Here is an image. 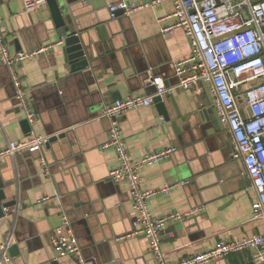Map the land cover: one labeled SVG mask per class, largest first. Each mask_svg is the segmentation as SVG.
Masks as SVG:
<instances>
[{
    "label": "crops",
    "instance_id": "crops-1",
    "mask_svg": "<svg viewBox=\"0 0 264 264\" xmlns=\"http://www.w3.org/2000/svg\"><path fill=\"white\" fill-rule=\"evenodd\" d=\"M117 1L60 0L85 43L94 46L91 71L79 73H72L64 61L65 34L55 27L47 4L38 3L41 7L32 10L37 5L32 0L0 1V25L11 52L46 49L17 69L38 116L31 134L21 125L25 116L18 108L10 71L0 65V151L9 142L31 136L67 135L0 164V189L8 200H16L0 219V242L14 231L19 249L12 264L57 261L50 237L63 213L71 220L88 264H155L142 236L125 238L133 231L136 213L128 189L110 180L118 164L114 150L104 148L111 121L95 118L118 99L146 95L148 74L161 77L170 91L164 97L170 118L166 120L155 104L126 112L118 118L125 146L133 161L149 151L177 148L170 159L143 171L145 189L187 182L170 195L150 199L151 213L163 217L205 207L161 231L167 261L176 263L207 251L218 241L264 233V222L253 219L256 194L242 160L233 158L232 136L219 116L208 112L214 103L211 87L201 83L189 90L177 88L174 64L187 59L192 48L183 29L171 36L160 31L159 21L172 15L174 6L167 2L112 20L107 6ZM239 103L244 107L243 99ZM253 254L246 250L214 264H256ZM58 261L77 264L71 257Z\"/></svg>",
    "mask_w": 264,
    "mask_h": 264
},
{
    "label": "built area",
    "instance_id": "built-area-1",
    "mask_svg": "<svg viewBox=\"0 0 264 264\" xmlns=\"http://www.w3.org/2000/svg\"><path fill=\"white\" fill-rule=\"evenodd\" d=\"M32 1L37 3L32 10L37 9L38 3L47 4V0ZM167 2L172 3L174 11L159 21L161 33L171 36L176 29L181 28L192 48L187 59L174 64L177 88L189 90L201 83L211 87L218 115L233 139V158L242 160L246 176L256 194L257 199L252 206L253 219L264 222V0H148L130 4L120 0L109 4L107 9L114 20L120 17V13L123 17H132L139 12L155 10ZM168 19L175 22L163 25ZM45 51L12 53L0 25V65L9 69L18 108L31 126L35 125L38 116L17 69L23 62ZM151 85L157 89L154 96L133 95L118 99L113 105L106 106L100 117L111 121L108 142L104 148L114 150L118 160L110 172V180L128 189L136 213L133 231L125 238L142 236L155 264H214L246 250L254 251L256 264H263L264 233L253 238L218 241L207 251L176 263L167 261L161 245V231L170 223L200 214L205 207L187 213L173 212L163 217H155L151 213L148 204L150 199L157 195H170L175 189L187 184L180 182L159 190L145 189L143 171L170 159L177 148L149 151L140 160L133 161L125 146L118 118L130 110L150 107L155 97L164 98L170 92L161 77H154ZM240 99L244 100V107L240 105ZM50 138L31 136L26 141L9 142L0 151V164L26 151L41 150ZM42 165L47 169L45 160H42ZM50 242L57 261L71 257L77 264H88L65 213L61 215V224L51 234ZM13 245L14 231H11L5 241L0 242V264H12L10 249Z\"/></svg>",
    "mask_w": 264,
    "mask_h": 264
},
{
    "label": "water",
    "instance_id": "water-1",
    "mask_svg": "<svg viewBox=\"0 0 264 264\" xmlns=\"http://www.w3.org/2000/svg\"><path fill=\"white\" fill-rule=\"evenodd\" d=\"M47 5L49 7L52 20L57 29H61L64 32V44L62 47L64 61L71 67L72 73L84 72L86 70L92 69V62L94 60V46L90 41L89 43H85L84 37L81 33L77 31L73 24H71V18L68 13L66 6L62 5L60 0H47ZM122 13H120V17ZM106 44V43H105ZM106 50L109 51V47L105 46ZM18 49H20L18 47ZM155 76L150 77L147 75L145 81H148L147 87L145 89L146 96H154L157 93V89L155 86L151 85V81ZM169 98L173 101V96L170 94ZM154 104L159 110V113L166 119L169 120V113L167 110V106L164 98L155 97L153 99ZM209 114L218 115V111L214 103L212 104L211 109L208 110ZM101 115L95 116V118H99ZM219 121L221 118L219 117ZM222 122V121H221ZM25 132L28 134L32 133V126L28 122V120H24L21 123ZM223 128V127H222ZM66 133H61L57 136H53L50 138L49 143L46 145H50L59 140H63L66 138ZM45 146V147H46ZM16 206V200L10 199L8 200L6 192L3 189H0V219L5 216V209L13 208ZM66 214V213H65ZM67 215V214H66ZM71 221V220H70ZM73 228V225H72ZM74 230V229H73ZM75 232V231H74ZM19 254V249L17 245L12 246L10 249V255L12 257H16ZM53 264H60L59 261H55Z\"/></svg>",
    "mask_w": 264,
    "mask_h": 264
}]
</instances>
